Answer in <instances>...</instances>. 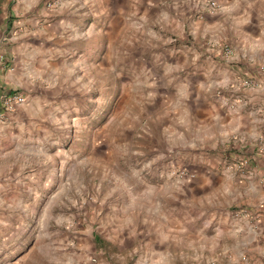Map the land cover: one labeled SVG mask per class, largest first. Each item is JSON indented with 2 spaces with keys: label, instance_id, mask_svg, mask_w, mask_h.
I'll return each mask as SVG.
<instances>
[{
  "label": "rangeland",
  "instance_id": "374dc122",
  "mask_svg": "<svg viewBox=\"0 0 264 264\" xmlns=\"http://www.w3.org/2000/svg\"><path fill=\"white\" fill-rule=\"evenodd\" d=\"M18 2L0 0V264H121L104 252L128 227L163 226V216L173 244L187 240V264H197L202 233L216 238L218 258L264 233L241 166L264 157L263 13L261 41L249 33L243 46L245 28L218 42V30L194 38L183 27L216 16L218 0L172 13L169 29L130 16L124 31L69 32L54 45L43 35L57 0H41V17L10 15ZM241 18L252 27L251 16L227 15L234 25ZM194 51L211 78L202 93L187 86L193 65L183 60ZM237 113L249 120L245 131L222 126Z\"/></svg>",
  "mask_w": 264,
  "mask_h": 264
},
{
  "label": "crops",
  "instance_id": "0c3cea01",
  "mask_svg": "<svg viewBox=\"0 0 264 264\" xmlns=\"http://www.w3.org/2000/svg\"><path fill=\"white\" fill-rule=\"evenodd\" d=\"M205 0H57V9L52 13L53 18L52 25L50 29V34L43 35L46 39L55 40L54 45L61 44L64 40V36L69 32H78L79 30L87 31H107L109 25L115 24L116 30L124 31L128 25H133V22H128L130 16L136 20V17L142 16L141 21H151L154 19L155 23L158 20H162L167 26L166 29L171 28V24L168 23L167 18L172 14L189 15L194 10H202V6ZM220 3V9L216 12V16L213 18H207L201 22H196V28H192L188 23H182L183 27L186 28L188 35L193 34L194 38H198L200 31L203 32V36L209 35L211 33L216 34L218 30V37L216 41H221L226 38L227 32L238 31L239 28H245L243 36H240L241 45L246 44L244 39L245 35L249 33L255 34V38L258 39L259 32H262L263 19L261 18L262 13L264 14V0H255L251 2L252 4H246L243 0H218ZM41 0H19L16 3L14 10L13 7L10 8V15L16 16L19 14H31L35 13L38 16L44 15V9L39 6ZM8 7V6H7ZM237 12L239 15H248L253 18L252 27H245L244 20L242 18L236 24L228 22L227 15L231 12ZM108 16L110 22H108ZM49 20V21H51ZM242 20V21H241ZM47 22V21H45ZM190 22V21H189ZM206 22V23H205ZM251 22V21H250ZM27 23H32L28 20ZM25 23V24H27ZM209 23V25H207ZM240 24V26L238 25ZM38 26V25H37ZM33 26V27H37ZM42 27V25H40ZM39 27V28H40ZM40 30V29H39ZM237 33V32H236ZM42 35L36 36L37 38L33 41L43 37ZM27 40L30 35H27ZM243 37V39H242ZM238 39V41L240 42ZM32 41V42H33ZM248 41V40H247ZM263 42V41H262ZM26 44V43H25ZM264 46V45H263ZM244 49V48H243ZM195 54L185 56L183 60V65H193L191 73L194 74L192 78L195 81L187 82L189 89L195 88L196 91L203 92V85L207 78L205 70L200 71L201 67L198 65V56L196 51ZM30 52L27 51L29 55L28 62H32ZM240 55L244 58L246 53L241 51ZM193 56V57H192ZM37 58V57H36ZM34 62H32L33 64ZM31 64V67H32ZM188 76H186L187 79ZM212 77V76H210ZM207 78V79H206ZM215 76L212 77V86H215L213 81ZM204 83V84H203ZM212 87V90L214 89ZM224 122L222 126H227L231 128H236L238 130H243L249 126V120L241 113H237L230 120H222ZM204 143V141H203ZM247 173L250 175L249 181L245 183V196L247 197L246 203L249 208H255L256 212H251L255 214L261 224H264V157L261 161L258 157H249V164L247 167ZM259 208V209H258ZM159 218V217H158ZM164 220V225L161 226L158 221L153 226L143 229L140 227H135L134 225L129 228L127 234H121L120 238L117 239L115 246H113L111 253H107L110 258L116 256V261L123 264V260L128 256H135V264H142L143 261L149 262V264H172L175 260L179 264L188 263L189 247L186 241H179L173 244L172 229L169 222V217H160ZM124 230V228H123ZM120 234V233H119ZM264 233L252 236V233H247V236L243 239V248L239 247L240 242H236L237 247L235 250L231 248H223L220 251V258L217 257L219 250L216 248L215 240L216 238H211L205 233L201 234L199 238V243L195 245L196 247V257L195 261L197 264H236L237 258L250 252V258L246 264H264V246L258 245L256 239H264ZM263 235V236H261ZM255 244V245H254ZM192 246H190L191 249ZM101 250V249H100ZM144 250L146 252H144ZM116 253H113V252ZM243 252V253H242ZM254 252V253H252ZM236 253V254H235ZM251 254L259 255V259H252ZM237 256V257H236ZM239 256V257H238ZM146 263V262H145Z\"/></svg>",
  "mask_w": 264,
  "mask_h": 264
},
{
  "label": "built area",
  "instance_id": "2783aa9c",
  "mask_svg": "<svg viewBox=\"0 0 264 264\" xmlns=\"http://www.w3.org/2000/svg\"><path fill=\"white\" fill-rule=\"evenodd\" d=\"M205 6L207 7L208 11H215L216 8H217V4H216L215 2L207 3ZM13 100H14L15 103H22V101H23L21 98H14ZM8 102H10V99L7 100L6 104H7ZM260 151H261L260 153H264V145H262ZM248 164H249V159H245V160L242 162L241 166L248 167ZM245 167H244V168H245Z\"/></svg>",
  "mask_w": 264,
  "mask_h": 264
}]
</instances>
